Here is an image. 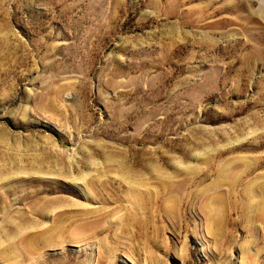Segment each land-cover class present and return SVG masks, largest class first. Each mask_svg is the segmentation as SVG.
<instances>
[{"label": "rangeland", "instance_id": "1", "mask_svg": "<svg viewBox=\"0 0 264 264\" xmlns=\"http://www.w3.org/2000/svg\"><path fill=\"white\" fill-rule=\"evenodd\" d=\"M0 264H264V0H0Z\"/></svg>", "mask_w": 264, "mask_h": 264}]
</instances>
